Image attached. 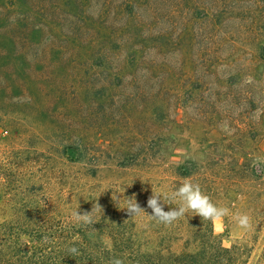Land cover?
Listing matches in <instances>:
<instances>
[{
  "label": "rangeland",
  "instance_id": "1",
  "mask_svg": "<svg viewBox=\"0 0 264 264\" xmlns=\"http://www.w3.org/2000/svg\"><path fill=\"white\" fill-rule=\"evenodd\" d=\"M78 1L41 0L42 37L54 34L59 46L64 36L97 40L92 56L69 68L72 86L56 112L65 130L86 136L90 165L71 167L68 147L48 160L65 162V176L89 172L90 189L71 206L126 212L129 188L163 199L175 169L194 164L193 183L233 180L221 203L229 216L211 221L221 246L264 264V162L253 165L264 157V0H82V14ZM29 4L0 0V21L27 19ZM39 139L41 151L57 141L42 124ZM138 148L147 155L128 166ZM237 213L251 217L250 229Z\"/></svg>",
  "mask_w": 264,
  "mask_h": 264
},
{
  "label": "trees",
  "instance_id": "2",
  "mask_svg": "<svg viewBox=\"0 0 264 264\" xmlns=\"http://www.w3.org/2000/svg\"><path fill=\"white\" fill-rule=\"evenodd\" d=\"M29 2L27 19L0 21V264H109L113 258L124 264H246L232 249L221 246L211 220L192 212L171 225L151 219L147 215L152 213L147 207L151 194L141 185L129 188L125 199L134 196L146 214L130 217L127 212H97L93 224L71 221L76 210L71 205L81 198L71 199L90 189L89 172L81 178L65 176V162L56 167L48 160L52 155L63 157L68 147L77 156L70 161L71 167L90 165L86 136L65 130L63 116L56 112L64 91L72 86L67 82L72 78L69 68L79 66L83 55L92 56L97 40L88 33L64 36L65 46H59L54 34L42 37L41 0ZM82 2L75 4L80 14ZM41 124L57 138L53 147L43 151L36 146ZM131 152L136 163L128 166L141 161L148 148ZM174 175L165 185L166 193L185 179L194 182L199 173L194 164L185 162ZM232 181L204 177L199 185L220 206L230 200L227 191ZM178 204L165 200L164 210ZM72 246L79 255L67 252Z\"/></svg>",
  "mask_w": 264,
  "mask_h": 264
},
{
  "label": "clouds",
  "instance_id": "3",
  "mask_svg": "<svg viewBox=\"0 0 264 264\" xmlns=\"http://www.w3.org/2000/svg\"><path fill=\"white\" fill-rule=\"evenodd\" d=\"M258 162H264V157H256L253 160V165L255 166ZM163 200L179 201L178 207H172L170 210L165 211ZM147 207L152 210V213L147 215L164 225H171L173 222L184 217L188 212H192L204 220H211L213 222L222 220L230 214L229 208L213 203L211 197L201 190L200 185L193 183L189 179H185L177 189L170 193H164L163 199L160 192L152 190V195L147 200ZM122 209L126 210L130 217L146 214L145 209L139 205L134 196L125 200V205ZM102 211L98 203L93 204L91 212L81 214L77 208L71 213V221L78 225L93 224L94 214ZM232 218L241 229H250L251 217L248 214L237 213ZM67 252L73 257L79 255L78 248L74 246L69 247ZM109 264H124V261L120 258H113L109 261Z\"/></svg>",
  "mask_w": 264,
  "mask_h": 264
}]
</instances>
